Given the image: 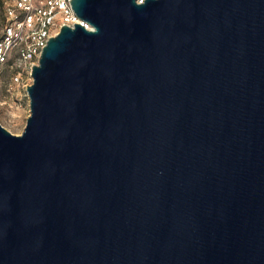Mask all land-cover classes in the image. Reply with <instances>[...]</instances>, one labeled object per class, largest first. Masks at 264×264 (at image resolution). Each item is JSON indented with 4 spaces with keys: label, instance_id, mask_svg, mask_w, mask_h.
Segmentation results:
<instances>
[{
    "label": "water",
    "instance_id": "obj_1",
    "mask_svg": "<svg viewBox=\"0 0 264 264\" xmlns=\"http://www.w3.org/2000/svg\"><path fill=\"white\" fill-rule=\"evenodd\" d=\"M71 3L0 122V264H264V0Z\"/></svg>",
    "mask_w": 264,
    "mask_h": 264
},
{
    "label": "built area",
    "instance_id": "obj_2",
    "mask_svg": "<svg viewBox=\"0 0 264 264\" xmlns=\"http://www.w3.org/2000/svg\"><path fill=\"white\" fill-rule=\"evenodd\" d=\"M5 15L9 22L0 35V64L10 62L16 82H21L24 75L32 76L43 48L63 24L80 22L90 28L75 13L71 0H42L40 4L35 0H8ZM6 102L0 92V104Z\"/></svg>",
    "mask_w": 264,
    "mask_h": 264
},
{
    "label": "rangeland",
    "instance_id": "obj_3",
    "mask_svg": "<svg viewBox=\"0 0 264 264\" xmlns=\"http://www.w3.org/2000/svg\"><path fill=\"white\" fill-rule=\"evenodd\" d=\"M42 0H35L40 4ZM8 0H0V35L9 22L5 15V5ZM13 71L10 62L0 64V92L6 103L0 104V122L15 134H21L27 124L30 115V98L27 86L32 83L33 78L27 74L21 82L13 80ZM10 89V90H9Z\"/></svg>",
    "mask_w": 264,
    "mask_h": 264
}]
</instances>
